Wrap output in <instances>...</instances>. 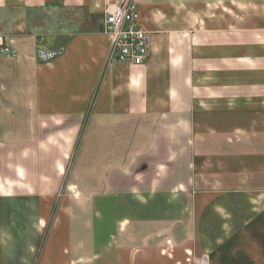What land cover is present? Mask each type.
Returning a JSON list of instances; mask_svg holds the SVG:
<instances>
[{"label":"crops","instance_id":"crops-1","mask_svg":"<svg viewBox=\"0 0 264 264\" xmlns=\"http://www.w3.org/2000/svg\"><path fill=\"white\" fill-rule=\"evenodd\" d=\"M51 1L0 0V264H264V0H135L143 66Z\"/></svg>","mask_w":264,"mask_h":264},{"label":"built area","instance_id":"built-area-1","mask_svg":"<svg viewBox=\"0 0 264 264\" xmlns=\"http://www.w3.org/2000/svg\"><path fill=\"white\" fill-rule=\"evenodd\" d=\"M103 34L109 41V64L143 66L150 55V36L140 25L139 6L135 0H109L104 8ZM23 34V32H22ZM17 50L0 44V56L14 58ZM56 54L46 49L39 38L38 57L48 63Z\"/></svg>","mask_w":264,"mask_h":264},{"label":"rangeland","instance_id":"rangeland-1","mask_svg":"<svg viewBox=\"0 0 264 264\" xmlns=\"http://www.w3.org/2000/svg\"><path fill=\"white\" fill-rule=\"evenodd\" d=\"M61 1V0H60ZM52 3H58V0H54L51 1ZM105 6V5H104ZM103 6V9H104ZM58 5L56 4L54 6V11H58L60 7H58ZM101 8V12H100V17L101 19H91V25H93V23L96 22H102L104 13L103 10ZM37 21V20H36ZM59 21V20H58ZM61 21V20H60ZM45 43V41H44ZM89 217H91V215L89 214ZM189 230H185V228L182 227V237H187L188 236V232ZM90 237L87 236V239H89ZM185 240V241H183ZM182 244L181 247L179 248L178 246L171 245L170 243L166 242L165 244V248L162 246L157 248L160 249V258H157L156 256H153V258L149 259V261L151 262V260H153V264L155 262V264H207V260L201 255V252L199 251L198 247L196 246L195 242L192 240H188V239H182ZM163 249H165L163 251ZM176 252V253H175ZM138 264H142L141 260L138 261ZM150 264V263H149ZM152 264V263H151Z\"/></svg>","mask_w":264,"mask_h":264}]
</instances>
